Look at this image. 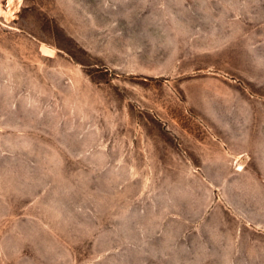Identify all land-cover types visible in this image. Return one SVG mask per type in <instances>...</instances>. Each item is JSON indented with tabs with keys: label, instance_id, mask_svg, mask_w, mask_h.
<instances>
[{
	"label": "rangeland",
	"instance_id": "374dc122",
	"mask_svg": "<svg viewBox=\"0 0 264 264\" xmlns=\"http://www.w3.org/2000/svg\"><path fill=\"white\" fill-rule=\"evenodd\" d=\"M0 264H264V0H0Z\"/></svg>",
	"mask_w": 264,
	"mask_h": 264
}]
</instances>
